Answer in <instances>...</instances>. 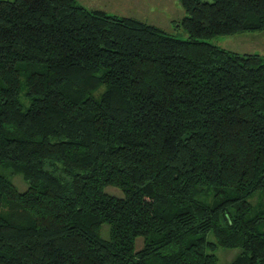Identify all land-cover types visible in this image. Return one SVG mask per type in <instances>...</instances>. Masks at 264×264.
I'll use <instances>...</instances> for the list:
<instances>
[{
  "label": "trees",
  "instance_id": "trees-1",
  "mask_svg": "<svg viewBox=\"0 0 264 264\" xmlns=\"http://www.w3.org/2000/svg\"><path fill=\"white\" fill-rule=\"evenodd\" d=\"M177 1L185 39L0 0V264H264V57L207 40L264 0Z\"/></svg>",
  "mask_w": 264,
  "mask_h": 264
},
{
  "label": "rangeland",
  "instance_id": "rangeland-1",
  "mask_svg": "<svg viewBox=\"0 0 264 264\" xmlns=\"http://www.w3.org/2000/svg\"><path fill=\"white\" fill-rule=\"evenodd\" d=\"M90 9H102L106 13L118 16H129L151 23L160 29L178 37L187 38L188 32L179 24L185 12L177 0H77ZM209 42L237 52H256L264 57V30L219 34L207 39ZM21 80H24L22 73ZM24 104L27 102L22 98ZM18 190H24L28 184L18 173L3 171ZM110 190V188H108ZM210 198V197H209ZM208 198V200H209ZM249 201L256 208L264 207V192L255 191L249 196ZM101 237H106V224L103 225ZM211 238V235H208ZM139 239V238H137ZM136 239V240H137ZM234 249H224L218 246L215 253L218 264H226L236 254Z\"/></svg>",
  "mask_w": 264,
  "mask_h": 264
}]
</instances>
